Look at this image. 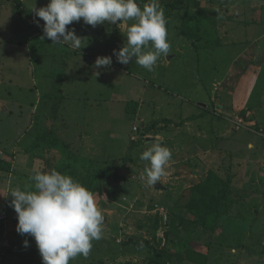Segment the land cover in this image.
I'll return each mask as SVG.
<instances>
[{"label": "rangeland", "instance_id": "1", "mask_svg": "<svg viewBox=\"0 0 264 264\" xmlns=\"http://www.w3.org/2000/svg\"><path fill=\"white\" fill-rule=\"evenodd\" d=\"M137 2L143 7L150 0ZM47 3L25 0L20 17L11 15L13 7L0 11V214L7 212L0 264H42L34 238L16 231L9 194L12 179L34 191V174L52 170L93 192L104 216L102 238L92 241L86 258L69 264H194L177 259L187 248L205 254V264H264V176H245L249 160L259 161L264 151V112L256 102L264 76L253 67L264 64V0H158L170 53L152 71L115 56L110 67H95L98 56L123 47L134 21L94 28L74 22L68 27L82 48L73 49L43 38L44 22H33L39 18L32 8ZM249 109L259 112L260 126L244 121ZM157 140L172 157L168 175L151 186L149 162L140 155ZM250 141L254 149L247 148ZM96 146L105 147L95 159ZM30 147L33 165H18L15 155ZM72 154L94 170L81 172ZM217 181L242 200L213 235L196 226L194 213L207 208L193 189L217 190Z\"/></svg>", "mask_w": 264, "mask_h": 264}, {"label": "clouds", "instance_id": "2", "mask_svg": "<svg viewBox=\"0 0 264 264\" xmlns=\"http://www.w3.org/2000/svg\"><path fill=\"white\" fill-rule=\"evenodd\" d=\"M31 12L39 18L33 21L38 27L40 20L44 22L43 38L79 50L82 40L74 28L68 27L74 22L83 20L94 28L105 22L119 25L134 21L126 29L123 47L113 49L112 55L96 58L98 69L110 67L115 56L124 65L134 58L136 64L152 71L157 60L170 53L167 20L158 0H150L143 7L137 0H48L46 6L33 7ZM171 157V150L159 140L142 152L140 159L149 162L145 169L148 185L154 186L168 175ZM32 179L34 191L15 188L9 194L10 206L17 214V233L34 238L42 264H69L78 255L86 258L92 241L102 238L104 224L94 193L56 170L37 172ZM23 243L28 246L27 240Z\"/></svg>", "mask_w": 264, "mask_h": 264}, {"label": "trees", "instance_id": "3", "mask_svg": "<svg viewBox=\"0 0 264 264\" xmlns=\"http://www.w3.org/2000/svg\"><path fill=\"white\" fill-rule=\"evenodd\" d=\"M185 21H187L188 24H191L193 26L192 29L194 30L196 29V26H194L195 23L192 19H187ZM261 131L264 132V130H261ZM48 135L49 134H46L45 140L48 141L49 144H52L53 146H58L59 143L57 140H53V139L50 140V138L47 139ZM34 148L35 147H30L28 149L22 150V153L18 154V158L16 155L15 157L18 159L17 164L21 165L22 163H26L23 166H28V167H30V165H33V160L36 158V153L33 152ZM67 156L70 160L71 158L74 159V161L72 162L80 167L79 170L81 172H88V171L94 170V167L88 166L89 163L92 164L91 162L85 159L81 160L78 157H71L69 155ZM70 171H76V168L70 169ZM99 174L102 175L103 173L100 172ZM74 177H76V173ZM219 183H221V187H218L217 190H215L214 187H211L212 185L206 186L203 184L198 185L193 189L194 193L200 194V196L204 197L202 200V203L204 205L206 204V208L208 209V210L205 209L206 214L203 212V215L201 216L198 215L197 212L194 213L195 217L197 218L196 226L198 225L204 231L212 232L213 235L214 233L217 235L219 231L223 230V225L220 224L221 219L229 216L231 214L230 212L232 210V207L235 204H237L240 201V199L242 200V198L239 195L232 194L231 191H229V189L227 188V186L224 185L222 182H219ZM0 236H3V233L1 232V230H0ZM185 251L186 252L183 253V255L182 254L177 255V259L179 262L190 261L194 264H205L206 263L205 254L203 253L200 254L194 250H191L190 248L185 249Z\"/></svg>", "mask_w": 264, "mask_h": 264}, {"label": "crops", "instance_id": "4", "mask_svg": "<svg viewBox=\"0 0 264 264\" xmlns=\"http://www.w3.org/2000/svg\"><path fill=\"white\" fill-rule=\"evenodd\" d=\"M25 0H0V11H8L9 10V7H13V8H15L16 9V13H14V11H11V15L12 16H16V15H18L19 17H20V10H17V8H20L19 7V5L20 6H22V8H23V5H22V3L24 2ZM28 14V13H27ZM26 29V28H25ZM234 62V61H233ZM253 63V62H252ZM255 63H256V61H255ZM255 63H253V67H255V69L254 70H256V69H259L260 71H259V73H260V75L261 76H264V64L263 65H260V64H257V66H256V64ZM261 80H264V78L263 77H261ZM257 91H259L258 89H257ZM264 93L263 92H260V100L259 101H257V99H256V102H258V107H259V111L260 112H264V98H262L264 95H263ZM253 111V112H252ZM247 112H249V114L250 115H247L246 117H245V119H244V121L245 122H247V123H249V125L251 124H253V125H255V126H257V125H259L260 126V123H256V121H257V117H258V115H259V112L258 111H254V110H248ZM250 120H253L252 122H250ZM230 123H231V125H232V127L234 126L233 124H232V122L230 121ZM254 126V127H255ZM245 129H248V130H254V129H249L248 127H246ZM264 129V128H263ZM262 129V130H263ZM240 130V129H239ZM256 132H258V131H256ZM264 138V137H263ZM147 142H149V141H147ZM65 143V142H64ZM63 143V146H65V147H67L66 146V143L64 144ZM249 145H251V149H254L255 147H254V145H253V143L250 141V142H248L247 144H246V146H247V148H249ZM105 146H96V147H94L93 149H91V153H93L92 154V157H94L95 159L96 158H98V157H100L101 155H102V150H103V148H104ZM64 150H66L64 147L62 148V152H64ZM85 151H86V153H87V155H89V151L87 150V149H85ZM254 151V150H253ZM20 153H22V152H18V154H20ZM18 154H16L17 155V158H18ZM261 155H260V159H259V161H257L256 159H252V160H249V163H248V165H249V170H250V175H245V176H251V177H255V176H258V177H260L259 176V174L260 173H263V176H264V165H262V163H260V161H263L264 160V151L262 152V153H260ZM15 155V156H16ZM72 155H74V154H72ZM75 156V155H74ZM211 156H213V154H211ZM20 157H21V155H20ZM76 157V156H75ZM84 159V158H83ZM87 161H90V160H87ZM91 162V161H90ZM92 163V162H91ZM255 164V169H250V167H252L253 165ZM245 170H246V168H245ZM259 170V173L257 172ZM19 171V170H18ZM15 180V179H14ZM14 180L12 179L11 181V185H13L15 188H20V185L18 184V183H15L14 182ZM258 180V179H257ZM21 189V188H20ZM0 202H4V204H5V200H1L0 199ZM5 208V207H4Z\"/></svg>", "mask_w": 264, "mask_h": 264}, {"label": "built area", "instance_id": "5", "mask_svg": "<svg viewBox=\"0 0 264 264\" xmlns=\"http://www.w3.org/2000/svg\"><path fill=\"white\" fill-rule=\"evenodd\" d=\"M242 124H243V122L240 121L239 123H237L235 125H236V127H242ZM5 213H6L5 211L1 213V214H3L2 216H0V222L1 223L4 222V220L6 219V214Z\"/></svg>", "mask_w": 264, "mask_h": 264}, {"label": "water", "instance_id": "6", "mask_svg": "<svg viewBox=\"0 0 264 264\" xmlns=\"http://www.w3.org/2000/svg\"><path fill=\"white\" fill-rule=\"evenodd\" d=\"M146 141H151V139H150V138H146ZM155 188H156V190L161 189V184H157V185L155 186Z\"/></svg>", "mask_w": 264, "mask_h": 264}]
</instances>
